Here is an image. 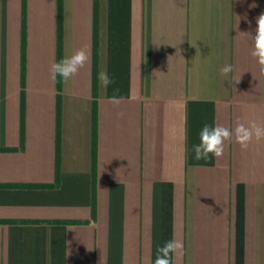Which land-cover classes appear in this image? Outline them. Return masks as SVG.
Returning a JSON list of instances; mask_svg holds the SVG:
<instances>
[{"label":"crops","instance_id":"obj_1","mask_svg":"<svg viewBox=\"0 0 264 264\" xmlns=\"http://www.w3.org/2000/svg\"><path fill=\"white\" fill-rule=\"evenodd\" d=\"M261 13L264 0H0V264H154L173 239V264H264V140L193 152L204 124H264ZM85 45V67L53 81Z\"/></svg>","mask_w":264,"mask_h":264},{"label":"clouds","instance_id":"obj_2","mask_svg":"<svg viewBox=\"0 0 264 264\" xmlns=\"http://www.w3.org/2000/svg\"><path fill=\"white\" fill-rule=\"evenodd\" d=\"M256 23L257 27L253 36V48L250 55L256 60L259 75L264 77V13H261L257 17ZM89 59V52L85 45L71 55L63 57L59 62L52 63L50 66V77L55 81L57 76H59L66 84L81 68L85 67ZM233 70V65L225 64L220 69V75L227 80L229 73L233 72ZM240 78L231 81V83H239ZM253 78L255 79L254 76ZM98 79L101 87L104 89H107L110 84L115 83L113 79L109 78L106 71H101ZM110 102L118 105L120 100L113 95ZM118 115L123 116V113H119ZM233 138L242 150H247L254 140L256 142L264 140V124L257 123L254 120L248 121L245 124L238 120L234 129H229L219 124L215 126L204 124L199 132V143L193 145L195 160L208 161L213 156L217 159L222 158L225 150V141L232 142ZM183 247V242L176 239L167 241L163 246H158L154 264H173L172 254L181 256L183 254Z\"/></svg>","mask_w":264,"mask_h":264},{"label":"trees","instance_id":"obj_3","mask_svg":"<svg viewBox=\"0 0 264 264\" xmlns=\"http://www.w3.org/2000/svg\"><path fill=\"white\" fill-rule=\"evenodd\" d=\"M61 0H59L60 2ZM61 34H62V21H61V8L59 7V23H58V41H59V56L61 48Z\"/></svg>","mask_w":264,"mask_h":264}]
</instances>
